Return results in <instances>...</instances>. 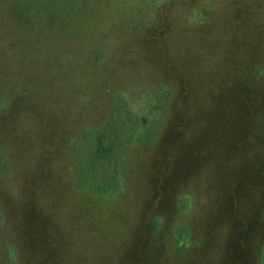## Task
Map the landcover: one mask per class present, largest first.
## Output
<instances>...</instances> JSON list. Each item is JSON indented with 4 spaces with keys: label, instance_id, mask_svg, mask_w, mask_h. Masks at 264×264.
<instances>
[{
    "label": "rangeland",
    "instance_id": "1",
    "mask_svg": "<svg viewBox=\"0 0 264 264\" xmlns=\"http://www.w3.org/2000/svg\"><path fill=\"white\" fill-rule=\"evenodd\" d=\"M0 264H264V0H0Z\"/></svg>",
    "mask_w": 264,
    "mask_h": 264
},
{
    "label": "trees",
    "instance_id": "2",
    "mask_svg": "<svg viewBox=\"0 0 264 264\" xmlns=\"http://www.w3.org/2000/svg\"><path fill=\"white\" fill-rule=\"evenodd\" d=\"M121 106L120 104V100L116 102L115 104V109H119ZM108 127L104 126L103 129L98 130L100 132V138L101 140L99 141V147L97 148V154L100 157L103 154V151H105V149H107L108 145L104 144L105 143V136L109 135L108 133H110V131L107 129ZM98 132V133H99Z\"/></svg>",
    "mask_w": 264,
    "mask_h": 264
}]
</instances>
